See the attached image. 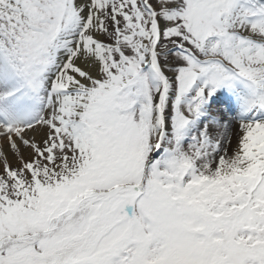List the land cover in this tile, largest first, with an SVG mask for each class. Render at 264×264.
<instances>
[{"label":"snow or ice","instance_id":"snow-or-ice-1","mask_svg":"<svg viewBox=\"0 0 264 264\" xmlns=\"http://www.w3.org/2000/svg\"><path fill=\"white\" fill-rule=\"evenodd\" d=\"M0 264H264V0H0Z\"/></svg>","mask_w":264,"mask_h":264},{"label":"rangeland","instance_id":"rangeland-1","mask_svg":"<svg viewBox=\"0 0 264 264\" xmlns=\"http://www.w3.org/2000/svg\"><path fill=\"white\" fill-rule=\"evenodd\" d=\"M237 130V125H233V135H232V146L229 149V154H231V149L234 148L236 146V135L234 134L235 131ZM9 160L13 163V166H15V162L12 160L11 155H9Z\"/></svg>","mask_w":264,"mask_h":264},{"label":"bare ground","instance_id":"bare-ground-1","mask_svg":"<svg viewBox=\"0 0 264 264\" xmlns=\"http://www.w3.org/2000/svg\"><path fill=\"white\" fill-rule=\"evenodd\" d=\"M234 134L236 135V141H237V134H238V133H237V130L235 131V133H234Z\"/></svg>","mask_w":264,"mask_h":264}]
</instances>
